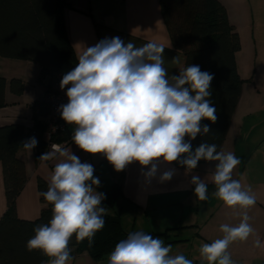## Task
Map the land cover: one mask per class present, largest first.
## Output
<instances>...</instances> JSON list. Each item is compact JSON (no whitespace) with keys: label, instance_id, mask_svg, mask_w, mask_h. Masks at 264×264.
Wrapping results in <instances>:
<instances>
[{"label":"clouds","instance_id":"1","mask_svg":"<svg viewBox=\"0 0 264 264\" xmlns=\"http://www.w3.org/2000/svg\"><path fill=\"white\" fill-rule=\"evenodd\" d=\"M165 46L149 41L137 47L120 37L104 38L76 54L75 67L64 74L60 88L66 89L68 102L59 107L61 118L74 125L72 142L89 154H101L117 172L138 162L147 182L160 173V166L173 162L185 168V175L198 167L201 160L216 162L210 177L215 186L212 195L240 217L237 225L221 224V238L202 243V264H234L229 246L247 241L254 235L249 209L257 203L251 186L233 179L241 163L231 152L218 151L215 143H201L193 151L192 141L210 133L205 119L216 122L217 109L209 99L214 76L198 65L181 66L179 55L171 63L178 65L179 75H169L164 67ZM187 137V139H186ZM32 152L38 141L32 137L21 143ZM38 159L44 164L56 161L47 178V190L40 195L52 205L47 224L34 229L27 250H40L47 264H70L69 247L73 236L77 243L85 240L91 248L97 232L105 226L106 199L92 164L61 144ZM175 169L159 174V182L170 181ZM199 201L209 199L208 184L199 176L191 177ZM163 230V229H161ZM254 246L264 247L256 238ZM172 245L153 238L144 231H134L120 240L110 253L107 264H193L183 254L170 255Z\"/></svg>","mask_w":264,"mask_h":264},{"label":"crops","instance_id":"2","mask_svg":"<svg viewBox=\"0 0 264 264\" xmlns=\"http://www.w3.org/2000/svg\"><path fill=\"white\" fill-rule=\"evenodd\" d=\"M220 1L227 8L231 24L237 28L226 1ZM68 2L71 7L64 9V21L75 54L82 52L85 47L94 46L104 38L118 36L125 44L133 42L137 47L149 41L162 43L165 46L164 67L169 75H179L178 65L171 63L172 59L178 55L181 66H186L185 54L173 46L161 13L160 0H68ZM0 77L7 81L6 105L0 108V127L21 125L28 134L34 129L35 114L45 123L49 108L42 98L49 86L50 77L42 75V67L37 63L0 56ZM13 79L23 81L25 89L21 95L11 92L10 83ZM242 99L243 92L221 150L233 153L240 160V155H245L244 169L246 170L256 149L253 142L249 139H244L243 142L239 135L243 128V117L240 114ZM73 131L74 125L66 123V130L59 135L61 140L56 143L71 150L82 163L87 162L93 165L94 176L101 182L100 187L96 189L98 192L105 194L112 185L121 186L122 193L118 195L114 209L106 211L120 215L126 232L144 231L147 234H156L164 241L165 246L171 244L181 248L188 247L191 242L193 245L197 241L200 244L210 243L222 237L217 219L221 215L219 211L222 206L217 209L218 201L212 195L215 186L210 180L216 162H206L187 175H185V169L179 168L175 162L169 165L162 164L160 173L175 169L173 178L168 182L160 183V173H158L157 177L149 183L142 175V172L147 169H142L138 162L117 172L105 156L89 154L79 149L71 140ZM43 138L44 141H48L46 133ZM28 139L30 137L26 138ZM48 150H50L49 146L44 153ZM17 157L25 162L28 177L17 199V215L21 220L35 221L41 217L45 207L41 201L39 180L47 182L56 161L42 164L36 158L35 148L29 152L21 147ZM241 165L242 160L232 173L233 179L237 180L235 170H238ZM193 175L199 176L208 184L209 199L207 201H199L195 196L194 185L191 184ZM105 202L106 199L101 202V205ZM207 202H210L211 210L209 211H207ZM6 210V189L3 165L0 161V220ZM233 219L230 223L234 226L238 224V219L236 218L237 221ZM213 221H217L215 225ZM211 225H213L212 228H210ZM240 244L241 241L232 243L229 246V252H234V248L239 250ZM72 258L70 264H107L108 260L106 257L95 261L86 253ZM197 262H201V258Z\"/></svg>","mask_w":264,"mask_h":264},{"label":"trees","instance_id":"3","mask_svg":"<svg viewBox=\"0 0 264 264\" xmlns=\"http://www.w3.org/2000/svg\"><path fill=\"white\" fill-rule=\"evenodd\" d=\"M160 5L173 46L185 54L186 66L198 65L201 71L214 76L209 99L217 109V120L215 123L207 119L201 122L202 126H209L210 133L198 135L192 141L193 151L201 143H215L220 151L243 92L244 80L237 66V54L242 49L240 34L231 24L227 8L220 0H160ZM66 7H71L68 0H0V56L39 64L42 75L50 77L47 91L54 85L57 75L64 76L78 62L66 31ZM6 87L7 81L0 77V108L6 105ZM24 89L22 80L11 81L13 94L21 95ZM47 116L49 118V114ZM48 118L44 123L35 114L34 129L28 134L21 125L0 127V161L7 198V210L0 220V264H46L49 259L40 250L29 252L26 245L35 235L34 229L50 221L52 205L41 196L45 207L39 219L25 221L17 215V199L28 180L26 164L17 157V152L27 137H35L39 160L50 145L43 138ZM63 133L53 135L52 143L60 141L59 135ZM204 163L206 161L201 160L198 166ZM38 187L40 193L46 191L47 182L39 180ZM121 193L120 185H112L101 206L106 210L114 209ZM104 219L105 226L96 233L91 248L87 240L77 243L73 236L69 244L72 257L86 253L100 261L109 257L120 240L127 238L129 233L124 230L118 213L106 211Z\"/></svg>","mask_w":264,"mask_h":264},{"label":"rangeland","instance_id":"4","mask_svg":"<svg viewBox=\"0 0 264 264\" xmlns=\"http://www.w3.org/2000/svg\"><path fill=\"white\" fill-rule=\"evenodd\" d=\"M225 1L242 43V49L237 54L238 72L244 80L240 111L243 128L239 135L243 142L244 139L253 142L256 149L246 170L245 155H240L242 165L235 171L237 180L245 187L251 186L257 198L256 205L249 209V215L252 217L250 223L255 233L247 241H241L239 250L234 248L235 251L230 253L234 264H264V247L254 246L256 238L264 245V0ZM213 198L218 201L217 209L222 206L219 211L221 215L217 217L219 226L225 223L232 225L230 221L235 217L238 223L240 222L236 212L225 207L222 201ZM209 207L210 202H207V211L211 210ZM236 218L233 220L237 221ZM213 222L215 225L217 221ZM212 227L213 225L210 226ZM200 246L198 241L194 245L193 242L189 243L186 248L172 246L170 255L183 254L194 263L200 259Z\"/></svg>","mask_w":264,"mask_h":264},{"label":"built area","instance_id":"5","mask_svg":"<svg viewBox=\"0 0 264 264\" xmlns=\"http://www.w3.org/2000/svg\"><path fill=\"white\" fill-rule=\"evenodd\" d=\"M63 76L61 74L55 77V83L52 88L43 94V101L49 106V118L47 123L46 134L48 136V142L50 143L49 149L53 144L51 138L53 135L62 133L66 130V122L61 118V114L58 111L59 107L68 102L66 95V89L60 88V83Z\"/></svg>","mask_w":264,"mask_h":264}]
</instances>
